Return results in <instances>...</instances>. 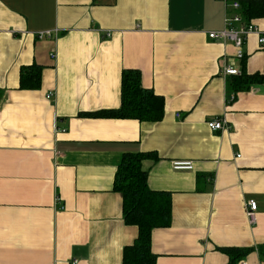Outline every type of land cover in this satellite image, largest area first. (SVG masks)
<instances>
[{"label": "crops", "instance_id": "obj_1", "mask_svg": "<svg viewBox=\"0 0 264 264\" xmlns=\"http://www.w3.org/2000/svg\"><path fill=\"white\" fill-rule=\"evenodd\" d=\"M235 1L0 0V264H123L139 233L114 191L127 153L153 154L148 185L172 196L156 264H229L219 248L264 244V84L231 92L223 72L262 73L264 44L251 33L238 61L208 36ZM250 21L264 35V16ZM34 64L41 87L22 90ZM126 69L164 99L162 121L94 116L120 108ZM215 119L229 128L211 131ZM237 264L264 261L256 250Z\"/></svg>", "mask_w": 264, "mask_h": 264}, {"label": "trees", "instance_id": "obj_2", "mask_svg": "<svg viewBox=\"0 0 264 264\" xmlns=\"http://www.w3.org/2000/svg\"><path fill=\"white\" fill-rule=\"evenodd\" d=\"M240 13L246 22L264 16V0L242 1ZM230 78L233 79L228 82L229 91L241 92L255 84H264V71L248 74L243 69L239 76ZM41 81L40 66L34 64L22 68V90L38 89ZM164 112V99L143 87L141 72L126 69L122 73L120 108L102 111L94 116L153 123L162 121ZM148 156L153 154H124L115 176L114 191L123 197L124 221L128 226H137L139 230L134 244L124 249L123 264H156L157 255L152 252V233L155 229L168 228L172 223L171 193L153 191L148 185V172L142 164ZM218 250L228 257L229 264L239 263L256 250L264 261V244L257 248L226 247Z\"/></svg>", "mask_w": 264, "mask_h": 264}, {"label": "built area", "instance_id": "obj_3", "mask_svg": "<svg viewBox=\"0 0 264 264\" xmlns=\"http://www.w3.org/2000/svg\"><path fill=\"white\" fill-rule=\"evenodd\" d=\"M218 1H225V0H218ZM233 8L237 13L234 15H230L225 19V28L222 31L217 32H210L208 34L211 40L221 41L223 43H233L236 48L238 49L236 60H243L244 58V46L246 44L247 38L251 33H256L259 35V43L261 46L264 44V35L260 33L261 31L254 25L251 21L246 22L244 17L238 12L241 8V5L238 1L233 2L230 6ZM50 32L47 33H39L38 37L44 38L45 36H51ZM111 36V34H107ZM224 75L226 76H239L241 70L238 66L230 65L227 66L224 64L223 69ZM52 95H48L47 98L50 99ZM234 100V96L232 97ZM208 128L213 131H224L228 129L229 125L226 120L223 119H215L209 121L207 123ZM239 157V156H238ZM173 169L177 171H191L194 169V165L192 162H185V161H176L172 163ZM247 208V215L250 219V223H256V215L258 211V203L255 200H250L246 203Z\"/></svg>", "mask_w": 264, "mask_h": 264}]
</instances>
